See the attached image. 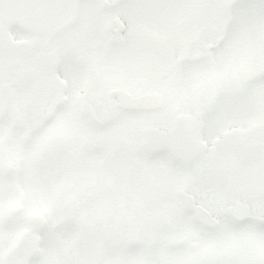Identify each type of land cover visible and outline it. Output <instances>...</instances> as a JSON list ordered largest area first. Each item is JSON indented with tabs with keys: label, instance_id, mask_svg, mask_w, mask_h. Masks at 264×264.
I'll use <instances>...</instances> for the list:
<instances>
[{
	"label": "snow or ice",
	"instance_id": "1",
	"mask_svg": "<svg viewBox=\"0 0 264 264\" xmlns=\"http://www.w3.org/2000/svg\"><path fill=\"white\" fill-rule=\"evenodd\" d=\"M0 264H264V0H0Z\"/></svg>",
	"mask_w": 264,
	"mask_h": 264
}]
</instances>
